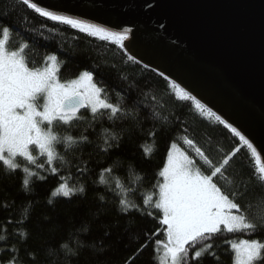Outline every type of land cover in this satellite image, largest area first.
<instances>
[{
    "label": "trees",
    "instance_id": "obj_1",
    "mask_svg": "<svg viewBox=\"0 0 264 264\" xmlns=\"http://www.w3.org/2000/svg\"><path fill=\"white\" fill-rule=\"evenodd\" d=\"M0 23L19 30L11 39L10 48L22 46L26 40L33 42L29 59L37 66H43V50H47L62 62L58 64L62 80L78 78L85 70L93 71L94 82L105 88L111 102L116 103L123 97V106L130 112L139 111L141 116L137 126L130 120L113 123L107 115L94 120L90 109H81L78 115L83 119L74 121L68 131L73 137L87 136L91 143L72 146L68 153H65L64 145H58L57 151L70 164L57 162V174L42 173L46 177L43 180L30 178L31 191L23 189L25 174L20 169L12 172L0 164V236L5 237L0 240V264H7L13 258L18 264H125L126 260L129 264H154L151 243L139 252L137 249L147 239L145 233L151 235L163 227L153 218L156 210L152 209L153 216L136 211L124 213L120 200L127 195L131 203L144 207L143 199L152 193L157 181L162 180L158 172L166 166L170 142L182 133L183 127H187L189 137L214 160L230 153L238 146V139L214 118L201 117L189 102L174 97L169 80L165 81L141 64L129 62L119 45L89 37L70 26L52 24L18 6L17 0H0ZM152 95L164 105L161 114L171 122L166 131L157 133L155 144L149 135L153 131V121L146 118L150 110L138 103ZM66 128L61 126L56 130L63 135ZM113 133L120 136L119 146L111 147L105 153L104 139ZM178 147L187 148L180 143ZM146 151L151 153L150 158L145 157ZM85 165L87 171L81 174L78 167ZM230 165L231 172L244 177L256 168L250 150L243 148ZM109 166L112 167L111 174L104 173L106 183H100L101 170ZM141 175L143 179H138ZM117 181L122 187L116 186ZM61 183L69 187L83 184L86 195L53 197L49 203L51 192ZM255 191L259 192V189ZM253 211H256L255 207ZM21 232L26 233V237ZM155 238H163L162 232ZM223 239L232 243L246 239L264 241V230L226 233L218 238V242ZM13 248L17 249L15 253L11 251ZM68 249L76 254H70ZM218 255L220 264H236V254L230 244H223ZM204 264L217 262L206 259Z\"/></svg>",
    "mask_w": 264,
    "mask_h": 264
},
{
    "label": "snow or ice",
    "instance_id": "obj_2",
    "mask_svg": "<svg viewBox=\"0 0 264 264\" xmlns=\"http://www.w3.org/2000/svg\"><path fill=\"white\" fill-rule=\"evenodd\" d=\"M17 4L52 24L70 26L89 37L119 45L129 62L137 65L142 62L134 54H129L123 44L127 32L109 31L99 25L59 14L42 5L41 0H17ZM18 32L16 27L0 23V164L12 172L20 169L25 174L23 189L28 192L31 191L30 178L43 180L46 177L42 173H58L57 162L60 165L70 164L57 151L58 145H64V151L68 153L72 146L91 143L87 136L73 137L68 131L74 126V121L83 119L78 115L81 109H90L94 120L98 116L107 115L113 123L130 120L137 126L141 116L139 111L130 112L123 106V97L116 103L111 102L105 88L94 82L93 71L85 70L78 74V78L62 80L58 67L62 62L58 61L57 55L43 50V66H37L29 59L34 47L31 40H26L22 46L10 48V41ZM143 67L147 69L149 65L144 63ZM159 75L168 81L163 72ZM169 86L174 97L189 102L201 117L209 120L214 118L239 143L230 153L214 160L189 137L187 127L182 128V133L170 142L166 166L158 172L162 180L157 181L152 193L143 199L144 207L131 203L127 195L120 200L121 211L124 213L136 211L141 215L153 216L152 209L156 210L153 218L158 219L159 225L163 226L159 232L151 235L145 233L147 239L140 244L137 252L151 243L154 264H204L206 259H213L220 264L218 250L223 244H230L236 254V264H264V241L260 239H246L238 243L223 239L218 242V238L226 233H256L264 230V162L261 161L264 149L258 151L238 127L207 107L175 80L170 81ZM138 103L145 110H150L146 118L153 121V131L149 135L155 144L157 133L171 126L168 117L161 114L164 105L155 95L145 96ZM61 126H67L63 135L56 130ZM119 142L120 136L115 133L106 136L103 151L107 153L109 148L118 147ZM178 143L187 148L182 150ZM242 148L250 150L256 163V168L247 177L230 171V162ZM150 156L151 153L146 151L145 157ZM18 157L27 163L22 165L17 161ZM39 157L44 159L38 160ZM78 171L84 174L87 166L78 167ZM111 172V166L102 169L100 183H106L103 174ZM138 179H143V176ZM116 186L122 187L119 181ZM75 195H86L83 184L69 187L61 183L51 192L49 203L53 197L71 198ZM254 207L256 211H253ZM24 217L27 218V211ZM161 232L163 238H155ZM21 235L26 237L24 232ZM4 239V236H0V240ZM135 239L138 241L139 237ZM64 247L67 249L68 246ZM11 251L15 253L17 249ZM68 251L76 254L71 249ZM7 264H18V261L13 258ZM125 264H129V261L126 260Z\"/></svg>",
    "mask_w": 264,
    "mask_h": 264
},
{
    "label": "water",
    "instance_id": "obj_3",
    "mask_svg": "<svg viewBox=\"0 0 264 264\" xmlns=\"http://www.w3.org/2000/svg\"><path fill=\"white\" fill-rule=\"evenodd\" d=\"M129 35V54L163 72L264 149V0H41ZM264 162V154L261 155Z\"/></svg>",
    "mask_w": 264,
    "mask_h": 264
},
{
    "label": "rangeland",
    "instance_id": "obj_4",
    "mask_svg": "<svg viewBox=\"0 0 264 264\" xmlns=\"http://www.w3.org/2000/svg\"><path fill=\"white\" fill-rule=\"evenodd\" d=\"M128 37H129V35L127 34V38L123 41V42H125L127 39H128ZM36 153L34 152V155H35ZM41 159H43V157H39L38 158V160H41ZM17 160H21V158H17ZM21 161H23V160H21ZM23 162H26V161H23ZM27 163V162H26ZM162 178V177H161Z\"/></svg>",
    "mask_w": 264,
    "mask_h": 264
}]
</instances>
